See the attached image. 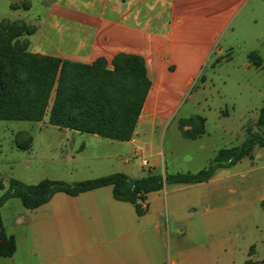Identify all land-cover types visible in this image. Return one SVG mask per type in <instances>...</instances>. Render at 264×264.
<instances>
[{
	"label": "rangeland",
	"instance_id": "rangeland-1",
	"mask_svg": "<svg viewBox=\"0 0 264 264\" xmlns=\"http://www.w3.org/2000/svg\"><path fill=\"white\" fill-rule=\"evenodd\" d=\"M25 1L32 4L29 11L12 10L13 4ZM156 1L140 0L124 7V13L146 33V39L155 32L159 49L161 46L177 51L179 85L173 94L176 102L163 101L154 126L140 138L142 152L136 153L129 146L125 165L120 162L117 169L105 168L101 156L109 152L107 143L103 138H88L85 160L73 163L69 156L75 154L80 140L70 147L56 138L52 128L42 129L34 122L0 121V183L4 186L0 188V198L10 189L12 179L26 184L45 179L74 184L125 170L131 179L159 175L165 181L166 176L195 174L207 168L220 150L241 146L249 134L264 137V126L258 123L264 106V0H197L189 23L185 14L190 0H171L172 7L170 0H164L163 6ZM146 2L153 7L150 9ZM102 3L0 0V22L15 21L17 16L32 22L37 32L26 36L30 50L45 49L49 54H57L51 42L63 49V40L72 28L77 26L94 33L101 26V33L91 34L89 39L78 32L63 51L67 59L81 55L78 62H90L101 49L93 48V41L100 38L106 27L101 22ZM70 10L85 13L74 21ZM218 13L220 19H216ZM179 14L183 18L180 24L175 20ZM214 31L219 37L215 41ZM251 53L262 58L260 67L250 61ZM192 76L193 84L185 88L184 82ZM194 115L207 118L206 133L190 140L184 137L179 121ZM20 131L32 134V151L17 148L15 137ZM61 147L65 150L63 155ZM26 159L30 160L31 170L26 169ZM144 160L148 166L143 165ZM74 168L80 170L75 172ZM162 190L163 193L148 195L146 206H159L166 215L165 222H169L168 234L161 240L165 264L174 260L177 264H244L249 259L258 263L264 260V146L254 145L249 155L237 163L217 168L208 182L165 181ZM207 210L211 213L204 216ZM1 212L6 230L22 242L26 228L18 223L19 215L30 214L31 210L20 199L11 198Z\"/></svg>",
	"mask_w": 264,
	"mask_h": 264
},
{
	"label": "trees",
	"instance_id": "trees-1",
	"mask_svg": "<svg viewBox=\"0 0 264 264\" xmlns=\"http://www.w3.org/2000/svg\"><path fill=\"white\" fill-rule=\"evenodd\" d=\"M11 8L29 10L31 3L25 1L13 4ZM36 32L37 27L25 20L4 19L0 22V121L37 123L49 114L51 125L114 141H130L152 87L145 59L119 53L110 66L104 57L92 64H82L45 56L29 51L30 42L26 36ZM249 59L258 67L262 65V58L256 53H251ZM179 123L186 139L195 140L206 133V119L199 115ZM258 123L264 126V106ZM15 144L20 150H29L33 144L32 134L18 132ZM257 144L264 146V137L249 134L241 146L220 150L207 168L195 174L166 176L165 181L179 184L208 182L217 168L237 163ZM165 181L159 175L131 179L124 173L74 184L49 179L26 184L12 179L10 189L0 198V257H12L17 250L16 238L6 232L1 212L11 198H18L25 208L35 210L57 193L78 196L112 186L115 199L131 203L137 214L143 215L147 196L162 190ZM0 188H4L2 183ZM244 264H264V260L258 263L249 259Z\"/></svg>",
	"mask_w": 264,
	"mask_h": 264
},
{
	"label": "crops",
	"instance_id": "crops-1",
	"mask_svg": "<svg viewBox=\"0 0 264 264\" xmlns=\"http://www.w3.org/2000/svg\"><path fill=\"white\" fill-rule=\"evenodd\" d=\"M102 1L104 18L101 22L105 23L106 27L100 38L93 41L92 47L96 50L97 47L101 49L93 54V59L90 62H78L81 55L71 56L73 58L67 59L63 51L65 45L71 43L78 32H82L89 39L93 34L101 33V26L94 33L81 27L78 29L77 26L72 28L70 34L65 36L63 40V49L51 42V46L55 48L57 54H49L45 49L31 51L30 46L29 51L82 64H92L98 58L104 57L110 66H112L114 57L119 53L139 55L145 59L152 80V87L133 138L128 142L103 138L109 148V152L101 156L105 163L104 167L117 169L120 162L124 165L126 163V148L133 146L136 153L142 152V148L139 146L140 138L146 134L149 127L154 126L163 101L168 99V102H176V97L173 94L179 85V79L176 75L177 67L175 66L177 51L161 46L159 49L158 34L151 32L148 34L149 39H146V33L142 32L136 21L130 20V15L124 13V7L127 4H137L140 0ZM190 1L189 10L185 14L186 23L192 20L194 11L197 9V0ZM69 2L74 3V0H69ZM156 2L164 5V0H157ZM168 3L170 7L174 6L173 1L170 0ZM146 5L150 9L153 7L149 2H146ZM70 11L75 15L74 21H79L78 16L84 12V10ZM112 14H116V16L112 17ZM17 17L16 20H19L20 16ZM182 19L181 14L175 18L179 24L182 23ZM216 19H220V13ZM25 21L28 22V20ZM141 34L144 35L143 38L140 37ZM218 38V33L214 31L213 40ZM193 81L192 76L184 82V87L191 86ZM52 102L53 99L51 105ZM48 115L43 121L36 123L40 128H52L54 134L57 135L56 138L63 140L70 147L73 146L75 140L76 142L80 140L75 154L69 156V160L73 163L85 160L83 154L87 149L86 141L88 138L96 140L102 138L95 134L80 133L51 125L48 121ZM201 117L206 119L207 124V118ZM44 122L48 124L41 125ZM33 144L28 151L33 150ZM64 151V148L61 147V155ZM29 162L30 160H25L27 170H31ZM78 170L80 168L73 169L75 172ZM115 173L127 175L125 170H114L104 176ZM161 191L164 192V190L157 192ZM146 201L143 203L145 213L138 215L131 203L115 199L112 186L88 191L78 196H71L63 192L57 193L47 204L31 210L30 214L22 213L19 215L18 223L23 224L26 228L22 242L14 233L8 232L4 224L6 232L15 236L17 250L12 257H0V264H165L163 258L164 245L161 240L168 234L169 222L168 220L165 222L166 215L161 212L159 206H146ZM210 213L207 210L204 212V216ZM160 214L162 217L164 215L163 219ZM171 263L177 264L178 262L174 260Z\"/></svg>",
	"mask_w": 264,
	"mask_h": 264
},
{
	"label": "built area",
	"instance_id": "built-area-1",
	"mask_svg": "<svg viewBox=\"0 0 264 264\" xmlns=\"http://www.w3.org/2000/svg\"><path fill=\"white\" fill-rule=\"evenodd\" d=\"M143 165H144V166H148V165H149V163L147 162V160H144V161H143Z\"/></svg>",
	"mask_w": 264,
	"mask_h": 264
}]
</instances>
